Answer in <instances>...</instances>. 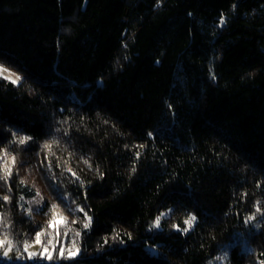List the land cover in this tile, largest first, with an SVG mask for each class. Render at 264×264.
Returning a JSON list of instances; mask_svg holds the SVG:
<instances>
[{"label": "trees", "instance_id": "obj_1", "mask_svg": "<svg viewBox=\"0 0 264 264\" xmlns=\"http://www.w3.org/2000/svg\"><path fill=\"white\" fill-rule=\"evenodd\" d=\"M0 66V264H264V0H0Z\"/></svg>", "mask_w": 264, "mask_h": 264}, {"label": "snow or ice", "instance_id": "obj_2", "mask_svg": "<svg viewBox=\"0 0 264 264\" xmlns=\"http://www.w3.org/2000/svg\"><path fill=\"white\" fill-rule=\"evenodd\" d=\"M5 71H6L5 69L0 67V74H3V72H5ZM4 78L12 80V83H16L20 79L19 77H16V79H12L11 75L5 76ZM25 140H26V138L21 139L20 143H25ZM13 162H14V158H13ZM81 211H82V209H81ZM257 211H260V209L257 208ZM248 219L251 220V219H254V217H249ZM194 221H195V217L191 216V217L188 218V220L185 221V223L188 224L189 226H191V224ZM58 222H63L62 218L59 221H57V218L54 216L53 221L50 222V224H49V227H54ZM158 224H159V220H157V226H158ZM84 226L88 227L89 225L85 224ZM36 243H41L40 234L39 233L36 236ZM5 244L8 245V247L3 252V255L6 257V256H8L9 252L12 250V247H11V242L10 241H8V240H0V248H3L5 246ZM28 247H30V246L29 245H25V251H27ZM73 248H75V244H73ZM59 254H60V256H64V254H65L64 249H60L59 250ZM75 254L76 253L74 251L68 250L67 255L69 257H72ZM34 255H36V253H30V256H34ZM43 255H45V257L47 259H52V256L49 254L47 248H44Z\"/></svg>", "mask_w": 264, "mask_h": 264}, {"label": "rangeland", "instance_id": "obj_3", "mask_svg": "<svg viewBox=\"0 0 264 264\" xmlns=\"http://www.w3.org/2000/svg\"><path fill=\"white\" fill-rule=\"evenodd\" d=\"M0 67H2V66H0ZM2 68L5 69L6 71L3 72V74H0V77L4 78L5 76H9V75H11L12 79H16V77H19L20 79L16 83H14V84L18 85V84L21 83L22 78H21V76L18 73L14 72L12 70H9V69H7L5 67H2ZM5 80L12 82V80H10V79H5ZM6 248L7 247H5V246L3 248H0V258L3 259V261H5L6 263H10L12 261V250L9 252L8 256L5 257L3 255V252H4V250ZM28 250H29L28 251V254L29 255H30V253H36V255L31 256L32 259H34V257L39 256V255L41 257H45V255H43V250L44 249H40V247L38 245L37 246H33L30 249H28ZM19 260L20 259H16L15 261L18 262Z\"/></svg>", "mask_w": 264, "mask_h": 264}]
</instances>
